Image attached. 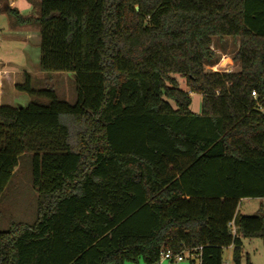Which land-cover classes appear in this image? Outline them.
Masks as SVG:
<instances>
[{"label": "trees", "instance_id": "16d2710c", "mask_svg": "<svg viewBox=\"0 0 264 264\" xmlns=\"http://www.w3.org/2000/svg\"><path fill=\"white\" fill-rule=\"evenodd\" d=\"M2 8L38 30L39 69L73 73L76 98L0 69V200L24 153L36 195L30 223L2 229L0 212V264H155L197 248L223 264L230 246L241 264L243 238L264 242V213L236 215L264 198V0ZM214 37L237 41V70L205 71ZM10 90L30 100L10 105Z\"/></svg>", "mask_w": 264, "mask_h": 264}, {"label": "rangeland", "instance_id": "374dc122", "mask_svg": "<svg viewBox=\"0 0 264 264\" xmlns=\"http://www.w3.org/2000/svg\"><path fill=\"white\" fill-rule=\"evenodd\" d=\"M0 3V67L9 71L16 77L18 82L23 81V72L30 75L31 85L35 89L52 88L58 98L69 103L75 101V81L71 72L42 71L38 67L39 51L28 48L26 30L31 31L30 40L33 42L34 26L23 27L16 24L12 15L4 10L3 5L7 2L9 7L18 11L21 16H34L38 10L39 0H1ZM211 47L215 53V63L205 65V71L217 69L220 71L238 69V63L232 60L236 49L237 41L229 37H214ZM3 64L5 66H3ZM212 67V68H211ZM181 89H186L183 78L177 77ZM190 110L199 113L201 95L195 92L190 93ZM30 100L29 96L22 92L10 90L7 102L10 105H25ZM45 103L44 99H39ZM172 107L173 102L169 101ZM30 154L24 153L20 156L14 175L4 191L0 200V212L2 214L1 228L8 226L10 220L15 222L30 223L35 218V192L31 187L30 178ZM264 213V200L246 199L239 203L236 215L253 216ZM241 264H264V242L259 237L243 238L241 248ZM232 247L223 249V264H231ZM124 264H145L142 260L138 263L126 261ZM163 264H189L188 259L180 262L164 261Z\"/></svg>", "mask_w": 264, "mask_h": 264}, {"label": "built area", "instance_id": "2783aa9c", "mask_svg": "<svg viewBox=\"0 0 264 264\" xmlns=\"http://www.w3.org/2000/svg\"><path fill=\"white\" fill-rule=\"evenodd\" d=\"M212 68V67H211ZM213 72H230V70H217L216 68L213 69ZM251 95L255 97V92H251ZM200 248L194 249V251H186L184 253H177L173 254L170 251H166L161 254L159 260L155 264H163L164 261H169V262H180L183 261L184 259H188V261H191L192 264H200V259H199V253H195L197 250Z\"/></svg>", "mask_w": 264, "mask_h": 264}, {"label": "crops", "instance_id": "0c3cea01", "mask_svg": "<svg viewBox=\"0 0 264 264\" xmlns=\"http://www.w3.org/2000/svg\"><path fill=\"white\" fill-rule=\"evenodd\" d=\"M33 36L35 37V39H34V41L32 42L31 40H30V37H31V31H29V30H26V32H25V36H26V38H27V40H28V45H27V47L30 49V48H34L35 50H36V48H38V51H39V33H38V30L37 29H35L34 31H33ZM39 59V58H38ZM3 66H5L4 64H3ZM0 69L1 70H3V67H0ZM200 112V111H199ZM246 199H249V198H246ZM246 199H242L240 202H242V201H244V200H246ZM257 199H262V200H264V198H257Z\"/></svg>", "mask_w": 264, "mask_h": 264}]
</instances>
